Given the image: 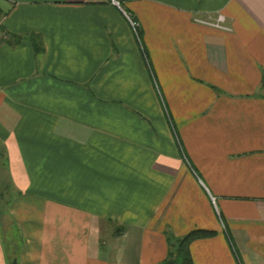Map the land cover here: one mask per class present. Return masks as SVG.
Wrapping results in <instances>:
<instances>
[{"label":"crops","instance_id":"0c3cea01","mask_svg":"<svg viewBox=\"0 0 264 264\" xmlns=\"http://www.w3.org/2000/svg\"><path fill=\"white\" fill-rule=\"evenodd\" d=\"M1 181L17 264H264V0H0Z\"/></svg>","mask_w":264,"mask_h":264},{"label":"trees","instance_id":"16d2710c","mask_svg":"<svg viewBox=\"0 0 264 264\" xmlns=\"http://www.w3.org/2000/svg\"><path fill=\"white\" fill-rule=\"evenodd\" d=\"M135 36L137 37V28L135 29ZM8 199L6 194V188L4 182L0 184V223L7 220V207ZM214 234L213 230L203 228H193L186 233L176 238L172 248L168 250L166 257L156 264H192V260L189 254L188 245L195 239L210 237ZM6 255V254H5ZM13 257V255H11ZM10 257V259H11ZM7 264L10 262L8 256H5Z\"/></svg>","mask_w":264,"mask_h":264},{"label":"rangeland","instance_id":"374dc122","mask_svg":"<svg viewBox=\"0 0 264 264\" xmlns=\"http://www.w3.org/2000/svg\"><path fill=\"white\" fill-rule=\"evenodd\" d=\"M14 230H16V227H10L9 229L7 220H4L2 225H0V236H2L3 245L5 247V252H6V255L8 256V259H10L11 255L14 254L13 252L14 244L13 245L11 244L12 240H16V236H15L16 234Z\"/></svg>","mask_w":264,"mask_h":264},{"label":"built area","instance_id":"2783aa9c","mask_svg":"<svg viewBox=\"0 0 264 264\" xmlns=\"http://www.w3.org/2000/svg\"><path fill=\"white\" fill-rule=\"evenodd\" d=\"M112 3H114L115 5H117L116 2L112 1ZM124 13V12H123ZM125 18L127 19L129 25L131 26V28L134 30L135 33V28H136V24L135 22L131 19L129 14H125L124 13ZM197 22L206 24V25H210L216 28H221V29H227L228 27L226 25L223 24V16L222 14H217L215 16V18L213 20H206V19H195ZM211 201H213V198L210 197Z\"/></svg>","mask_w":264,"mask_h":264},{"label":"water","instance_id":"95a60500","mask_svg":"<svg viewBox=\"0 0 264 264\" xmlns=\"http://www.w3.org/2000/svg\"><path fill=\"white\" fill-rule=\"evenodd\" d=\"M8 264H17L16 258L15 257H12L10 259V262Z\"/></svg>","mask_w":264,"mask_h":264}]
</instances>
